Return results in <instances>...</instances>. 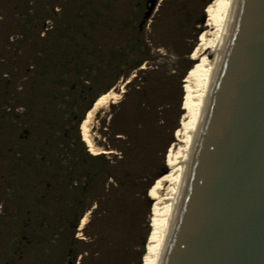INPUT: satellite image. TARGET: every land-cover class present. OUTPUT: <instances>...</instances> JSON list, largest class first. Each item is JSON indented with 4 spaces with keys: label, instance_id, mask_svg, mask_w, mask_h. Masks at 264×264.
I'll return each instance as SVG.
<instances>
[{
    "label": "rangeland",
    "instance_id": "374dc122",
    "mask_svg": "<svg viewBox=\"0 0 264 264\" xmlns=\"http://www.w3.org/2000/svg\"><path fill=\"white\" fill-rule=\"evenodd\" d=\"M206 1L157 0L138 29L148 60L111 85L119 98L98 109L90 123L93 144L105 150L104 157L72 166L69 173L77 177L80 168H96L83 196L63 186L67 163H58L57 155L69 160L60 142L75 136L74 122L68 124L48 99V77L61 68L66 52L81 49L77 67L89 68L97 79L92 95L98 93L118 62L114 37L122 31L126 42H133L136 30L125 12L137 9L129 0H0V264L141 263L152 227V188L168 171L166 153L186 97L188 70L182 73L189 61L198 60L191 55L206 27ZM80 22L92 24L96 44L88 45L89 37L74 42L66 33V26ZM135 75L137 86L128 83ZM51 129L57 132L54 138ZM39 154L47 165L39 162ZM49 171L54 180L45 176ZM109 173L116 180L106 177ZM38 191L45 193L44 212L35 211L41 209L34 201ZM74 196L84 198L79 209L72 208ZM87 201L91 206L81 213ZM44 213L49 227L41 220ZM85 213L88 220L80 228ZM63 219L67 227L57 232Z\"/></svg>",
    "mask_w": 264,
    "mask_h": 264
},
{
    "label": "water",
    "instance_id": "95a60500",
    "mask_svg": "<svg viewBox=\"0 0 264 264\" xmlns=\"http://www.w3.org/2000/svg\"><path fill=\"white\" fill-rule=\"evenodd\" d=\"M159 264H264V0H234Z\"/></svg>",
    "mask_w": 264,
    "mask_h": 264
},
{
    "label": "trees",
    "instance_id": "16d2710c",
    "mask_svg": "<svg viewBox=\"0 0 264 264\" xmlns=\"http://www.w3.org/2000/svg\"><path fill=\"white\" fill-rule=\"evenodd\" d=\"M209 1L210 0H207L205 4H207ZM156 2L157 0H129L128 3L134 5L137 10H135L136 12L134 11V14L132 11L127 10L125 12V15L127 17L126 20L132 26V29L136 30L137 33L135 32L134 36H131L130 39L133 42L130 45L128 44V42H126V39H127V37L125 36L126 34L122 33V31H119L118 34L112 40L111 48L114 52L113 54L118 57V62L115 63L113 68L108 72V76L110 79L109 84L105 86L104 88L99 89L98 93L92 95V89H93L92 86L96 82L97 79L95 76H92V72L89 70V68H87L86 66L77 67L78 63L83 59V56L81 55V52H82L81 49H75L74 51L66 52L65 59H64V62H62L63 65H61V68L53 72V74L49 75L48 81L50 80L51 82L50 84L52 86L48 88V99L50 100L52 99L50 102L53 105H55L56 111H59V113L64 118L69 119L68 124H71V122H74L75 136L73 138L70 135L65 136L66 139L60 142L61 144H63V146L68 148L65 153L69 154V160L62 158L61 154L59 156L57 155L58 163H61L63 166L65 165V162L67 163L64 166L65 169H68L67 174L73 171L71 170L72 166L73 168H76L86 161H96L100 159L101 157H104L103 153H94L88 150V147L83 142L84 140H81L82 137H80L78 127L81 125L85 117L84 114H86V111L91 107L92 103L94 104L100 98L99 97L100 93L102 95L105 94L109 90L111 85H113L116 82V80L119 79V77L123 76L124 74H127L133 69H136L137 67L141 66V64L144 61L148 60L149 49H146V50L143 49L142 43L139 39V30L143 29L144 24L149 19L151 12L154 6L156 5ZM203 18L204 17H202V19ZM202 21L204 22V20H200V22ZM73 24L74 25L70 24L66 26L65 29H66V33L68 32V35L71 36V39L74 42H79L80 40H83L86 37H89V40H91L92 42L88 45L91 46L93 44H96L95 38L93 37L94 30L93 28H91L92 27L91 23L86 24V23L80 22L79 24L77 23H73ZM76 47L77 45L74 46V48ZM135 48L136 50H139V52L141 53L139 56H136L135 53L133 52ZM195 62H198V60L189 61V64L184 68V71L182 73L183 76L186 73V71ZM118 69H121V71H119ZM136 78L137 76L135 75L134 79H132V81H129L128 83L133 86H137L135 82ZM55 83L56 84L59 83L58 88L53 85ZM77 110H81V113H78V114L75 113L77 112ZM70 118H73V119L70 120ZM47 127L50 128V126H47ZM55 135H57V132L51 129L50 137L54 138ZM38 160L43 165H47L49 163L48 161H44V159H42L41 154L38 155ZM73 164H75V166ZM95 175H96V168L92 167L89 170H86V169L82 170L80 168L77 172V175H76L77 177H73L74 176L73 174H69L63 177V186L69 191L76 192L77 194H83V196H85V192L89 186V183L93 180ZM45 176L49 178L51 181L52 179L53 180L55 179L56 174L49 171V173H47V175ZM106 177H109V178L112 177L116 180V178L111 173L107 174ZM50 181L45 182L44 188H46V186L48 187V185L50 184ZM151 182L146 185L145 189L149 187ZM37 194L39 196V199L34 200V201H35V204L37 205L39 204L41 209L37 208L35 209V211L38 212L40 210L41 212H44L46 208L45 207L46 202L43 201L44 199L42 200V198L45 193L43 192L39 193L38 191ZM83 199H84L83 197L82 199L79 197L77 198L75 196L72 197L71 199L72 204H73L72 208L79 209L78 206L80 202H83ZM89 201H91V199ZM41 203H42V206H41ZM90 206H91L90 203L86 204L85 206H82L80 212L84 213L86 210L89 209ZM41 216H43L41 220H43L44 222L46 219L45 213ZM81 216L79 215L77 217V221L80 219ZM62 223L63 225L58 224V227L55 228L57 232L58 231L61 232L62 227L68 224V219L66 220L63 219ZM44 224L49 227L47 223L44 222ZM75 224L73 228H75L76 226ZM45 231H47V229ZM52 233H53L52 234L53 237H55L56 232H52ZM71 236H72V233H71ZM67 258L68 257H66L65 259L67 260Z\"/></svg>",
    "mask_w": 264,
    "mask_h": 264
},
{
    "label": "bare ground",
    "instance_id": "6f19581e",
    "mask_svg": "<svg viewBox=\"0 0 264 264\" xmlns=\"http://www.w3.org/2000/svg\"><path fill=\"white\" fill-rule=\"evenodd\" d=\"M233 3L234 0H210L208 3L206 27L200 33L191 55L192 59L199 61L189 68L184 76L186 97L183 100V111L179 117L175 140L171 142L166 153L165 163L168 171L157 179L152 188V194L155 196L150 215L152 227L145 240V251L140 258V264H159L162 256L163 243L168 236L171 224V215L178 203L184 180V168L190 158L197 124L202 118L214 66L226 34ZM119 96V93L109 89L94 104L92 103L88 112L86 111L80 129L82 139L91 152L105 151L93 144L89 133L91 120L98 109L105 107L108 103L116 102ZM87 220V213H85L81 219L80 228L86 224Z\"/></svg>",
    "mask_w": 264,
    "mask_h": 264
}]
</instances>
